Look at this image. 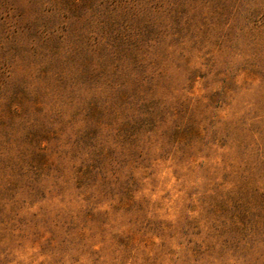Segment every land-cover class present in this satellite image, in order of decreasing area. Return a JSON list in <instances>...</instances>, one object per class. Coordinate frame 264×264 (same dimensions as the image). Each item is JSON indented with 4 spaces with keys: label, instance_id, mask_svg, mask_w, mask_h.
Returning a JSON list of instances; mask_svg holds the SVG:
<instances>
[{
    "label": "rangeland",
    "instance_id": "rangeland-1",
    "mask_svg": "<svg viewBox=\"0 0 264 264\" xmlns=\"http://www.w3.org/2000/svg\"><path fill=\"white\" fill-rule=\"evenodd\" d=\"M0 264H264V0H0Z\"/></svg>",
    "mask_w": 264,
    "mask_h": 264
}]
</instances>
